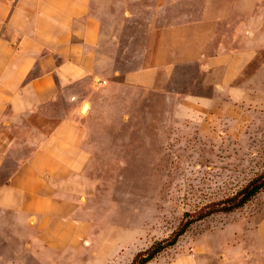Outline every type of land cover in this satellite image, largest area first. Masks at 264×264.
<instances>
[{"label":"rangeland","instance_id":"374dc122","mask_svg":"<svg viewBox=\"0 0 264 264\" xmlns=\"http://www.w3.org/2000/svg\"><path fill=\"white\" fill-rule=\"evenodd\" d=\"M204 1H118L125 34H107L105 44L118 69H140L149 31L194 20ZM238 3L223 8L231 20L213 42L233 65L211 80L200 64L181 66L158 91L108 78L95 97L98 118L77 119L97 160L74 177L89 187L83 245L58 233L36 262L37 238L0 241L3 264H142L161 245L145 264H264V188L237 205L264 182V5ZM61 107L36 118L35 138L72 112Z\"/></svg>","mask_w":264,"mask_h":264},{"label":"crops","instance_id":"0c3cea01","mask_svg":"<svg viewBox=\"0 0 264 264\" xmlns=\"http://www.w3.org/2000/svg\"><path fill=\"white\" fill-rule=\"evenodd\" d=\"M118 1L0 0V241L9 247L11 241L25 244L27 235L37 238L30 261H43L42 246L57 245L58 233L82 246L92 227L89 187L74 177L97 160L78 120L98 118L95 97L107 79L121 76L128 86L158 91L177 68L200 64L211 80L210 72L235 62L213 44L231 20L223 8L237 1L264 5L205 0L194 20L152 28L142 67L122 73L115 48L105 46L107 34H125L128 18ZM57 104L72 112L35 138L36 118ZM17 129L28 137L20 138Z\"/></svg>","mask_w":264,"mask_h":264},{"label":"trees","instance_id":"16d2710c","mask_svg":"<svg viewBox=\"0 0 264 264\" xmlns=\"http://www.w3.org/2000/svg\"><path fill=\"white\" fill-rule=\"evenodd\" d=\"M251 188L252 189H250V191L247 192V195L243 198V200L237 204L238 207H240L243 204H245L249 200L250 197H252L257 192H259L261 189H263L264 188V182H262V183H255V184H253L251 186ZM165 247H166V245H161V246H158V247L153 248V250L151 251L150 255L148 257L144 258V262H142V264H145L147 261L151 260L153 257H155V255H157Z\"/></svg>","mask_w":264,"mask_h":264},{"label":"bare ground","instance_id":"6f19581e","mask_svg":"<svg viewBox=\"0 0 264 264\" xmlns=\"http://www.w3.org/2000/svg\"><path fill=\"white\" fill-rule=\"evenodd\" d=\"M88 106L86 107V109L83 111L84 113L87 112Z\"/></svg>","mask_w":264,"mask_h":264}]
</instances>
